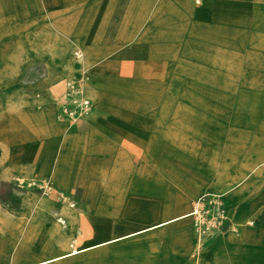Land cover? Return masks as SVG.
Listing matches in <instances>:
<instances>
[{
    "label": "crops",
    "instance_id": "obj_1",
    "mask_svg": "<svg viewBox=\"0 0 264 264\" xmlns=\"http://www.w3.org/2000/svg\"><path fill=\"white\" fill-rule=\"evenodd\" d=\"M212 1L0 0V264H264V191L228 186L206 148L196 161L195 124L140 88L178 19L208 18ZM262 7L246 46L264 43ZM85 71L95 106L58 120ZM215 193L225 227L199 250L190 212Z\"/></svg>",
    "mask_w": 264,
    "mask_h": 264
},
{
    "label": "rangeland",
    "instance_id": "obj_2",
    "mask_svg": "<svg viewBox=\"0 0 264 264\" xmlns=\"http://www.w3.org/2000/svg\"><path fill=\"white\" fill-rule=\"evenodd\" d=\"M190 1L197 7L202 2ZM259 4L263 7L257 21L264 26V2L256 1L213 0L208 18L196 23L178 19L174 39L163 46L168 62L148 64L149 79L140 87L170 95L165 100L176 108L173 116L195 124L196 161L206 148L212 169L219 170L228 186L255 187V192L264 191V43H244L245 33L257 27L252 29L254 22L247 15ZM187 51L193 55L189 66L183 61ZM148 53L154 57L159 51ZM79 73L73 77L88 78L84 90L95 104L88 74ZM215 183L213 179V187ZM198 244L201 250L203 245Z\"/></svg>",
    "mask_w": 264,
    "mask_h": 264
},
{
    "label": "built area",
    "instance_id": "obj_3",
    "mask_svg": "<svg viewBox=\"0 0 264 264\" xmlns=\"http://www.w3.org/2000/svg\"><path fill=\"white\" fill-rule=\"evenodd\" d=\"M198 1V0H197ZM92 100L84 92L83 81L78 79L67 85V93L57 113L58 120H69L76 123L86 118L92 111ZM23 188L40 187L42 191L50 187L37 181L28 183L19 181ZM61 200L70 208L76 206V199L72 195H61ZM190 216L193 221L194 232L201 245L215 237L221 232L222 225L226 218L223 216V197L221 195L205 196L194 202ZM57 221L64 223L63 219Z\"/></svg>",
    "mask_w": 264,
    "mask_h": 264
},
{
    "label": "bare ground",
    "instance_id": "obj_4",
    "mask_svg": "<svg viewBox=\"0 0 264 264\" xmlns=\"http://www.w3.org/2000/svg\"><path fill=\"white\" fill-rule=\"evenodd\" d=\"M78 78H81V80L83 81V87H84V84H85V82H86V80L88 79L87 77H85V76H74L73 77V80H75V79H78ZM92 91V90H91ZM84 92H85V90H84ZM86 93V92H85ZM87 94V93H86ZM88 95V94H87ZM92 106L94 107L95 106V104H94V101L92 100Z\"/></svg>",
    "mask_w": 264,
    "mask_h": 264
}]
</instances>
